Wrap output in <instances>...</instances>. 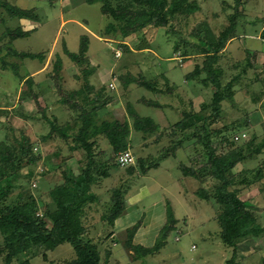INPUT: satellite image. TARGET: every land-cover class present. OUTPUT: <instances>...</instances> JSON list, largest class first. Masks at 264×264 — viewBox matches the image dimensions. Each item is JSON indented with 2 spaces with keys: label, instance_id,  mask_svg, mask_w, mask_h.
<instances>
[{
  "label": "rangeland",
  "instance_id": "obj_1",
  "mask_svg": "<svg viewBox=\"0 0 264 264\" xmlns=\"http://www.w3.org/2000/svg\"><path fill=\"white\" fill-rule=\"evenodd\" d=\"M1 1L9 2L23 9L33 10L34 14L39 16L43 23L29 37L19 39L18 42H13L10 46V36H8L7 30L19 27L21 20L10 16L8 10L0 6V151L15 155L19 153L21 148L31 147L30 153L23 155L19 153L14 170L20 169V172L25 177L18 182L19 186L13 190L12 194L6 197L5 203L28 205V208H36L37 213L42 216L46 211H54L56 209V204H54L50 196V191L64 181L65 162L62 164V158L69 155V146L57 137L45 142L46 144L42 146L41 144L43 143L39 142L40 136L49 131V126L39 129L40 126L35 127L31 122L29 125L23 120L20 122L19 118H17L16 108L18 109L19 105L24 104L21 97L27 96L32 91L38 92L39 84L36 83L37 79L31 78L34 79L33 84L35 85H29L30 83L26 82L27 78L16 75V67H18L21 75H26L34 68H37L44 60L17 57L12 53L9 54V50L15 49L26 54L39 55L38 57H41L40 55L47 56L51 62L45 74L47 72L52 74L58 54L69 62L71 61L63 52L64 42H68L71 48H75L78 36L73 23L68 22L65 27L66 31L61 30L57 38L62 18L64 20L72 18L70 9L64 8L62 0ZM112 1L114 4H118L119 0ZM195 2L198 5L202 2L204 3L203 7L206 12L204 14L216 22L214 24L215 27L217 23L221 24L219 28H216L219 31L218 34H220L226 26L224 23L226 16L215 19L213 14L214 11H221L222 0H210L209 2L189 0L185 7L191 5L194 8L196 7ZM96 5H101L102 8L101 2ZM96 5H84L75 11V15L81 20L86 17L93 30L97 31L99 30V18L101 17L103 21H105V18L102 16L99 6ZM62 8L64 9V16L61 14ZM194 13L188 14L180 11L172 18L170 27L149 26L138 33H132L130 35L132 37L130 45L137 50L136 52H133L130 46L124 44L114 43L111 48L99 40L93 39L92 41L93 50L102 51L110 57V59H108V56H106L107 58L105 57L104 66L111 63L117 66L114 68V74H112V78L117 81L116 83H111L116 88L108 90V94L113 100L118 98V100L122 101L119 102L124 111L122 112L123 114L125 113L126 118L132 124L128 149L132 150L136 156L134 165L122 166L117 163L119 154L117 155L114 152L106 138L100 137L97 140L95 153L98 162L100 165L106 164V166L102 167L99 175L103 173L104 167L110 173L109 176L101 175L98 183L93 185L92 191L95 194V198L86 207L83 221L86 226L85 238L98 245L102 255V264L107 260L109 264H226L224 251L227 246L221 239L222 228L217 218L220 207L215 203V200H204L197 195L198 190L201 188H206L213 194L219 181L210 173L201 178H196L186 175L182 169V166H186L200 171L208 165L209 159L206 153L207 138L203 127H206L212 135L214 147L219 155L227 153L234 147V144L239 146L237 147L240 161L232 171V178L234 188L239 190L242 199L243 186L245 184L251 187H254V185L261 186L258 184L259 181H264L263 176L261 178L256 175H254L256 177H252L251 173H248V161L253 159L251 157H254L258 151L264 150V141H248L250 130L249 132L246 131L247 133L245 134L237 131L242 130V127L237 129V125L232 124L236 115H232L231 104L236 103L238 105L239 98L236 100L233 95L223 101L222 108H220L218 114L215 113L216 116L213 117L214 119L209 122L210 125L208 126H203V123L200 122L186 131L175 127L176 123L182 120L183 117L181 112H179L181 111L180 109L184 108L190 113L195 111L193 107L194 94L182 85L185 79L184 74L187 72V69L182 67L190 62L189 59L185 58L183 51H187L185 54L194 53L200 50V47L193 44L180 47L183 43L180 36L185 37L184 35L190 36L191 33L194 34L195 24L198 21L200 22V18L198 20L195 17L193 18ZM107 17L111 19V22L114 21L112 17ZM181 29L184 30L181 31ZM179 31L184 35L180 34ZM86 34L88 35L89 33ZM176 46L180 47L183 54L181 52L178 53ZM141 47L148 50L140 49ZM116 50L122 52L119 57L116 56ZM201 50L203 49L201 48ZM140 67H142V70L139 69ZM141 73L143 75L146 74L145 76L154 82L157 90H151L132 82L131 76L141 75ZM44 76L41 80L45 79ZM202 77L205 79L207 75L203 74ZM202 77L197 80L201 82ZM85 79V73H81L80 77L76 79L73 78L72 72H68L65 78L51 75L47 81H51L49 87L54 91L57 86H62L66 91H71L74 89L80 90ZM220 79L224 85L226 79L223 77H220ZM123 82L129 83L130 86H124ZM203 84L205 85V83ZM103 85L105 86L106 84L103 83ZM210 85L211 81L208 82V87L202 90L203 93H199L196 100V105H199L200 110H207L208 113H212L216 91V86L212 84V88H210ZM57 92L55 95L58 100L62 95L57 94ZM45 93L47 94V91ZM95 93V91L90 92L91 96L88 99L86 95L88 93L81 94L78 97V102L84 104L87 101L94 100ZM104 95L106 96L107 94L105 93ZM49 96L50 93H48ZM52 98L51 96L45 102H52ZM145 99L152 102L156 101L164 105L165 107L163 108H167L171 104L176 109L174 111L172 109L167 110L169 112V124L166 122L163 126L159 124L161 129L150 134H144L134 129L133 120L127 112L128 104L132 103L137 112L157 122L155 117L161 119L160 115L157 116V111L163 110L165 112L166 109L149 106L145 103ZM32 104L26 103L25 108L30 111V114L36 113V118L46 123L45 111L42 109H45L49 116L52 115V112H49L44 105L39 104L36 107L34 102ZM48 105L50 106V104ZM64 106L68 109L67 105ZM2 107H12L15 110H6L7 108ZM58 107L63 106L58 105ZM53 109L55 113L64 116L61 119V124L75 117V111L70 108L69 112L71 114H66L65 108ZM104 113L103 111H98L99 122L115 118L113 114H110L111 112ZM237 115L240 118L242 114L237 113ZM119 116L123 117V115ZM159 135H161L160 138ZM180 141H183V144ZM45 146L47 147L45 148ZM63 150H65L64 154ZM56 151H59L64 156L55 157L52 155ZM85 156L84 152L81 151L80 158L86 159ZM39 157H41V162H39ZM257 157L256 159H258ZM1 160L0 156V166H3ZM263 161L264 156L262 158L259 157L258 160L253 162L252 166L261 165L264 163ZM133 167L135 169L134 173L130 170ZM144 168H147L149 173L144 175ZM52 170H55L56 174L51 173L47 176L48 172L50 173ZM81 171L80 164L78 172L81 173ZM40 172L41 174L38 178L37 175ZM41 180L43 181L41 182ZM255 180H257V183L254 182ZM22 186L23 188L20 189ZM25 186L30 187L29 193L23 191ZM118 196L126 203V208L118 218H121L118 225L116 222L113 227L109 224L107 217L111 214V208L115 202L120 199ZM255 213L257 215V212ZM171 216H174L178 222L175 230L168 236L165 247L160 252L141 256L128 247V241L130 240L129 228L133 227L137 222L143 220L141 228L134 236V243L152 247L159 237L161 228L171 220ZM259 218L260 221L264 222L261 216ZM48 223L52 225L50 220ZM262 246H264V243ZM7 254L5 236L0 230V264H7ZM253 255L256 256L251 257ZM257 255L256 252L252 255L248 254V256H245L247 259L243 258L245 262L241 259L239 261L241 264H264V262H260L261 256ZM75 257V249L69 243H63L55 250L34 246L14 258L12 264H26L27 262L30 264H70Z\"/></svg>",
  "mask_w": 264,
  "mask_h": 264
},
{
  "label": "trees",
  "instance_id": "obj_2",
  "mask_svg": "<svg viewBox=\"0 0 264 264\" xmlns=\"http://www.w3.org/2000/svg\"><path fill=\"white\" fill-rule=\"evenodd\" d=\"M85 2L90 4L102 3V13L114 19L107 26L106 34L118 40H124L132 33H137L149 26L170 27L172 25V18L178 12L183 11L192 14L199 9L197 2H195L196 7L194 8L191 5L185 7L189 3V0H119L118 4H114L112 0H85ZM238 5L237 3L236 13L230 16L232 26L224 29L219 35L214 34L208 29H200L199 27L192 34L193 39L199 37L203 42L208 40L205 47H208L209 53L206 55L203 63L198 64L193 72L186 75L187 79L197 80L203 74H206L207 77L202 79V82L208 85V82L211 81L216 86V91L213 99L212 113H208L204 109L198 112L193 111V113L185 110L182 120L175 125L177 129L186 131L200 122L203 123V126L210 125L209 122L214 119L215 113L218 114L220 108H222V102L233 96L231 86L223 85L220 79L221 74L219 69L215 68V65L219 63V53L226 46L235 30ZM0 6L5 7L10 16L14 18L20 20H39V16L35 15L33 10L20 8L6 1H1ZM7 32L11 41H14L18 38L30 36L33 31L24 30L19 26L15 29L9 28ZM204 35L205 37H203ZM88 42V37L85 36L81 40L78 52H73L67 46H64V53L75 63L84 64L89 51ZM209 42L212 43L209 44ZM179 49L180 47L176 46V50ZM10 52L21 58H40L44 60L43 62L47 58L42 55L38 57L39 55L26 54L25 52L19 53L15 49H10ZM63 69L64 60L58 54L51 75L60 78ZM31 78L33 77L27 78L26 82H29V85L32 86L34 79ZM131 79L132 82L140 86L157 90L154 82L142 73L137 76L132 75ZM123 85L126 87L130 86L126 82H123ZM91 89H93V86L88 83L87 79L84 80V84L80 90L66 91L64 87L57 86L56 90L62 95V103L66 104L72 111H75V117L70 121L61 124L58 116L54 114L49 116L46 110L42 109L45 111V121L49 126V131L42 135L41 140L45 141L48 138L57 137L67 143L70 153L76 151H80L81 153L82 151L86 155V159H82L83 157L80 159L81 173L76 174L72 169H65L63 172L64 181L50 191V196L54 204H56L54 211H46L41 216L35 210L36 208H28V205L5 203L6 197L12 194L13 190L19 186L18 182L25 177L20 172V169L14 170L19 153L22 155L30 153L31 147L21 148L19 153L15 155L0 151L1 162L3 164V166H0V230L5 236V244L8 249L6 256L7 264H12L14 258L34 246L55 250L63 243H69L75 249L76 257L70 264H102V255L98 245L85 238L86 226L83 221L86 207L95 198V194L92 191L93 185L98 183L101 175L109 176L110 173L104 167L103 173L99 175L102 167L106 166V164L100 165L98 162L95 146L98 138L102 137L106 138L117 155L128 150L132 124L127 118L124 120L118 118L105 119L99 122V119H97L98 111L101 108L107 107L113 99L108 94L109 92L105 85L96 91L94 100L80 104L78 97L81 94L88 93L86 94L88 99L91 96L89 94ZM105 93L107 94L106 96L104 95ZM39 96V91H32L27 96H23L22 100L35 99L39 104ZM144 101L149 106L159 108L162 106L156 101L152 102L146 99ZM127 112L133 120L134 129L137 131L150 134L161 129V126L152 118L145 117L137 112L132 103L128 104ZM203 129L206 131L207 138L206 153L209 159L208 165L200 171L186 166H182V169L186 175L196 178H201L210 173L219 181L215 186L213 194L208 189L201 188L198 190L197 195L204 200H215V203L219 205L220 210L217 218L222 228L221 239L231 252V256L226 261V264H241L238 254L239 244L250 238L264 237V223L260 221L258 214L256 215L249 203L241 198L239 190L234 188L232 171L240 161L238 154L239 146L234 144V147L227 153L219 155L214 147L212 135L206 127H203ZM160 137L161 135H159ZM180 143L183 144V141H180ZM68 157L69 155L62 158V164ZM40 158H38L39 162H41ZM38 159L36 160L38 161ZM117 163L119 164L118 160ZM130 170L133 173L135 172L134 167ZM143 171L144 175L149 173L147 168H144ZM40 174L41 172L38 173V178ZM22 188L23 186L20 187V189ZM24 188L23 191L30 192L29 186H25ZM121 199L120 197L115 202L111 208V214L107 217L111 226L115 225L116 220L123 214L126 208V203ZM171 217V220L161 228L159 237L152 247L134 243V236L141 228L143 220L137 222L133 227L129 228L130 240L128 241V247L141 256L153 255L160 252L165 247L168 236L175 230L178 222L174 216ZM49 220L52 222V225H49ZM26 264L30 263L27 262ZM104 264H109L108 260Z\"/></svg>",
  "mask_w": 264,
  "mask_h": 264
},
{
  "label": "crops",
  "instance_id": "obj_3",
  "mask_svg": "<svg viewBox=\"0 0 264 264\" xmlns=\"http://www.w3.org/2000/svg\"><path fill=\"white\" fill-rule=\"evenodd\" d=\"M204 1L209 2L210 0H204ZM62 2H63V6H65L64 7L65 9L66 8L70 9L72 18H69L67 20H64L62 18L61 26L59 28V31L57 32V38L59 34L61 33V30L66 31V28H65L66 24L68 22H72L74 25V29L77 31V36H78L77 46H75V48H71L70 44H68V42L66 43V41L64 42L65 46H67L73 52H78L81 46L82 38L87 35L86 33H89L86 36L88 37V40H89L88 42L89 51L87 53V59L84 64H77L74 61H72V59H70L71 61L69 62L66 58L62 56L64 60V69L61 72V76L65 78L66 73L72 72L73 78L78 79L81 73L82 74L85 73V77L88 80V83L91 86H93V89H91L90 92L98 91V89L104 86L103 83L106 84L108 88L107 91L115 89L116 87H111L112 85L111 83L112 82L116 83L117 81L112 78L113 77L112 74H114L115 72L114 68L117 66L116 64H112V63L110 65L104 66L105 64L104 62L107 58L106 56L109 57V55H107L106 53L104 54V52L102 51L93 50L92 41L93 39L99 40L100 42L106 43L109 47H111V45L114 43L124 44V45L130 46L131 47L130 49L133 50V52H136L137 50H135L130 45L132 37L128 36L124 40H116L115 38H112L110 35L106 34V28L111 22V19L107 17L108 15H105L103 13H102L103 14L102 16L105 18V21H103L101 17L99 18V30L97 31L93 30L92 25L90 24V22H88L86 17L83 16L84 18L81 20L78 16L75 15V11L79 10L82 6L96 5L98 3L90 4V3L85 2V0H62ZM237 3L239 5H238V17H237V23L235 26V30L232 34V37L226 43V46L219 53L220 55L219 63L215 65V68L219 69V72L221 74L220 77H223L224 79H226L224 86L230 85L232 89L231 93L234 95L235 99L236 100L238 98L240 99L238 105L236 103L231 104L230 110L232 112V115L233 116L236 115L233 119L232 124L237 125V129H239V127L243 128L242 130H237L239 132L241 131L246 134L247 133L246 131L249 132L250 130V133H248V136H249L248 141L260 142V141H264V0H222L221 5L223 4V6H222L221 11H214L213 16H215V19L223 18L224 15L226 16V21L224 22L226 26L224 27V29L232 26L230 16L236 13ZM96 6H99L98 7L99 10L102 12L101 5H96ZM203 6H204L203 2L199 4V9H197L193 15V18L195 17V19L197 20L200 18L199 19L200 22L198 21L195 24V31H197L196 29L199 27L200 29L202 28L206 30L208 29L214 34L219 35L218 34L219 31L216 28L217 27L219 28L221 24L217 23V26L215 27L214 24H216V22H214L213 19H211L209 16L207 17L204 14L206 12ZM63 11L64 9L62 8L61 14L64 16L65 13ZM20 22H21L20 26L24 30H29V31L32 30L33 32L34 31L36 32L38 28L43 24L40 17L38 21H35L32 19H21ZM182 30L184 29H181V31ZM179 33L183 34L180 31ZM67 34L69 35L68 32ZM192 34L193 33H191L190 36L183 34L185 37H183L182 35L180 36L183 42L180 47L186 46V45H192V44L200 47V50L194 53H187V54H185L186 50L183 48L185 50L183 51L185 58L189 59L190 62L187 63L184 67H182L184 69H187V72L184 74L185 79L182 82V85L194 94L193 95V102H194L193 107L195 111L198 112L200 111L201 108H199V105H196L197 104L196 100L199 96V93H201L202 90L208 86L206 84L204 85L202 81L200 82V80H189L187 79L186 75L193 72L198 64H201L204 62L206 55L209 53V50H208V47H205V44H207L206 42L208 40L206 42H203L199 39V37L196 39H193ZM26 37H29V36H26ZM26 37H22V38H26ZM203 37H205V35ZM22 38H18L14 41H11V39H9V43H11L10 46L12 45L13 42H16V41L18 42V40ZM74 42L76 43V41ZM211 43L212 42H209V44ZM201 48L203 50H201ZM140 49H145V48L141 47ZM145 50H148V49L146 48ZM179 50H178V53L181 52V50L180 51ZM17 51L21 53V51L19 50ZM63 52H64V49H63ZM9 54H11L10 50H9ZM108 59H110V57ZM45 61L47 62L40 63L37 66V68H34L33 70H31V72H28L26 75H21L19 73L18 67H16V75L21 76L23 78L33 77L37 79L38 82L37 81L36 82L39 83V88L37 90H39L40 92V96L38 98L39 104H41L42 106L44 105L45 108H47L49 112L51 111L52 114L58 116L61 121V119L64 116L55 113L53 108L55 109L65 108L64 110H66V114L68 113L71 114V113L69 112V107L67 106L68 107L67 109L64 106L66 104L62 103L61 101L62 97L58 100L56 99L57 98V96L55 95L57 91L56 88L54 91L51 87H49V85L51 84V81H47V79L51 77V73L47 72L45 74V72L49 68L51 60L50 58L48 59L47 57ZM139 69L142 70V67H140ZM43 76L45 79L41 80ZM46 77L48 78L46 79ZM212 84L213 83L211 82V85L209 86L210 88H212L211 87ZM207 90L205 91L207 92ZM46 91H47V94L45 93ZM48 93H50L49 97H48ZM51 96L53 97L52 98L53 101L49 103L47 102L48 104H50L49 106L45 101H47V99H49ZM18 98H20V96H18ZM22 101L24 104L19 105L18 109L16 108L17 115H18L17 118H19L20 122H22L21 120L27 122L28 124L31 122V124L34 125L35 127L40 126L39 129H42L43 127L47 128L48 126L47 122L45 123L41 119L36 118L37 116L36 113L30 114L29 113L30 111H28V109L25 108L26 103L27 104L29 103L30 105L32 104V102H34L37 107V105H39L38 102L35 99H29V100L27 99V100H22ZM120 101L121 100H118V98L112 100L108 104L107 107L101 108L99 112L100 111H103L105 113L111 112L110 114H113V117L115 118H118L121 120L126 119V115L125 113L123 114L124 111L122 110V107L120 106V103H119ZM111 103L113 104L111 105ZM58 105H62L63 107H58ZM163 107L165 106L162 105L161 109H166L165 112L163 110L157 111V114H158L157 116L160 115L161 119H158V117L154 116L158 124H161L162 126L165 124V122L167 124L170 123L168 111L170 109H172L173 111L176 110L175 107L171 104H169L167 108H163ZM2 108H7L6 110H15V108L13 109L12 107H2ZM180 110L181 111L179 112H181V115H183V112L186 109L182 108ZM237 113L242 114L240 118L237 117L238 116ZM119 115H123V117H120ZM99 118L100 117L97 116V119ZM41 137L42 135L40 136V139L38 137L37 138L39 139V142L43 143L41 144L42 146L46 144L45 142H49L53 139H56L55 137H53V138H48L45 141H42ZM46 147L47 146H45V148ZM62 152L64 154L65 150H63ZM68 152H69L68 153L69 157L66 161H64L65 169L67 168L72 169L76 174H79L78 170H80V159H81L80 151L70 153V149L68 147ZM63 154L59 153V151L52 153V155H54L55 157L63 155ZM262 156H264V150L258 151L254 157L253 156L251 157L253 159L248 161V164H249L248 173H251L252 177H256V176L260 178L262 176L264 177V163H262L261 165H257L256 167L252 166L253 162L258 160L259 157L262 158ZM256 157L258 159H256ZM66 162L68 165L66 164ZM243 164L246 165L245 163ZM52 171L50 173L48 172L47 176H49V174L51 173L56 174L55 170H52ZM42 181L43 180H41V182ZM256 181L257 180H255L254 182L257 183ZM258 184H260L261 186L254 185V187H251L245 184L243 186L242 197H243V200L247 201L250 207L255 212H257V214H259L261 218L264 219V181L263 182L259 181ZM24 192L26 191L24 190ZM120 219L116 220L117 225ZM263 243H264L263 237L250 238L240 243L238 247L239 258L241 260H243V258L247 259L245 258V256H248V254L252 255L253 253L256 252L258 254L257 256H261L260 262L263 263V260H264V246H262ZM224 256H226V261L231 256V252L229 248L227 247H225ZM254 256L256 255H253L251 257H254ZM243 262H245V260H243Z\"/></svg>",
  "mask_w": 264,
  "mask_h": 264
},
{
  "label": "built area",
  "instance_id": "obj_4",
  "mask_svg": "<svg viewBox=\"0 0 264 264\" xmlns=\"http://www.w3.org/2000/svg\"><path fill=\"white\" fill-rule=\"evenodd\" d=\"M115 53H116L117 57H119L122 54V52L120 50H118ZM112 87H114V86H112ZM118 162L122 166H131V165H134L136 163V156L134 155L132 150L128 149V150L123 151L119 154Z\"/></svg>",
  "mask_w": 264,
  "mask_h": 264
}]
</instances>
